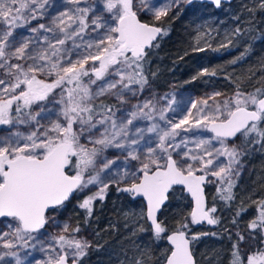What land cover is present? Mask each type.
I'll return each instance as SVG.
<instances>
[{
    "label": "snow or ice",
    "instance_id": "snow-or-ice-1",
    "mask_svg": "<svg viewBox=\"0 0 264 264\" xmlns=\"http://www.w3.org/2000/svg\"><path fill=\"white\" fill-rule=\"evenodd\" d=\"M66 2L73 7L60 11L50 26L39 24L30 29L37 35L18 40L15 29L42 18L49 0H0V126L9 129L0 136V218H9L12 229L0 232V249L6 250L0 252V264H25L17 249L35 247L34 234L48 223V210L90 186L98 190L80 204L88 218L93 202L103 200L112 183H124L119 191L146 201V219L159 239L167 227L157 213L173 186L182 185L194 202L191 223L216 225V207L205 204L207 176L218 178L220 198L231 201L233 165L240 155L235 139L264 144L261 88L250 93L237 89L222 101L216 100L221 93H215L193 102L196 114L189 110L178 122L167 115L176 111L174 99L166 107L152 99L119 107L144 92L150 50L159 47L154 43L158 36L167 34L156 24L142 22L138 12L161 21L180 0L163 6L148 0H102L107 16L96 14L88 0ZM212 2L219 7L221 0ZM231 43L229 39L220 47ZM200 74L216 75L207 69ZM141 121L149 123L141 126ZM191 129L212 136L176 142L178 130ZM109 148L120 149L138 166L131 173L113 175L115 160L104 156ZM257 212L248 227L253 239L261 237L260 244L242 255L239 242L244 236L238 233L230 264H264V201ZM187 228L184 223L167 236L172 247L163 264H195ZM78 232V226L64 224L53 237L54 246L41 248L48 258L35 264H79L90 244L77 237ZM134 264L144 261L136 259Z\"/></svg>",
    "mask_w": 264,
    "mask_h": 264
},
{
    "label": "trees",
    "instance_id": "trees-1",
    "mask_svg": "<svg viewBox=\"0 0 264 264\" xmlns=\"http://www.w3.org/2000/svg\"><path fill=\"white\" fill-rule=\"evenodd\" d=\"M261 4L262 0H233L214 8L193 0L178 12L168 14L159 22L167 34L155 42L159 47L150 50L145 64L148 82L161 89L172 82L193 92L213 87L224 94L237 89L249 93L262 89L264 7ZM209 18L215 19L214 24L223 21L219 29L224 26L233 29L232 43L228 47H220L223 44L221 37L206 45L194 44V28ZM198 48L205 50L198 51ZM234 60L236 63H232ZM203 69L214 71L216 75H201ZM234 143L239 148L247 146L240 155L250 161V170L240 183L252 184L253 189L261 190L264 188V144L248 142L243 137L236 138ZM81 202L82 197L75 193L69 201L54 209L68 211L76 227L88 230L92 236L87 255L79 264H134L136 259H142L144 264H163L169 252L165 235L184 223L188 224L184 229L187 235L194 233L197 237L193 245L195 257L198 252H203L204 256L210 254L212 260L220 264H230L238 233L244 236L239 242L242 255L259 245L261 240L259 235L253 239L248 227L253 215H242L237 219L240 207L235 210L229 202L224 203L227 211L219 208L218 226L213 229L194 227L190 220L191 203L178 188L169 192L160 213L159 221L166 225L167 231L159 239L145 221L141 200L119 191L118 187H109L103 200L93 202L90 218L80 207Z\"/></svg>",
    "mask_w": 264,
    "mask_h": 264
},
{
    "label": "rangeland",
    "instance_id": "rangeland-1",
    "mask_svg": "<svg viewBox=\"0 0 264 264\" xmlns=\"http://www.w3.org/2000/svg\"><path fill=\"white\" fill-rule=\"evenodd\" d=\"M193 1V0H191ZM89 4L96 10V14H102L107 16L108 13L103 11V2L102 0H88ZM135 3L138 4V0H135ZM150 4H159L163 6L164 4L171 3V0H148ZM188 0H180L179 6L173 5L169 14L172 12H178L184 5H186ZM73 6L68 4L66 0H49V4L45 7L44 15L42 18L31 20L30 23L25 24L22 27H18L14 31V36L18 40H22L25 37H33L37 35V33H33L30 31L33 27H38L39 24H45L46 26H50L51 19L58 15L60 11L70 9ZM139 17L144 18L148 22L152 24L159 25L160 21H155L152 18L151 13H146L145 11L138 12ZM91 18V17H90ZM163 19V18H162ZM214 18L206 19L204 22L199 23L194 28V44L195 45H206L209 44L213 39H217L219 37L222 38V43L225 44L230 39V36L233 34V29L229 26H224L223 28H218V26L223 23V21H219L215 23ZM160 26V25H159ZM42 31V30H41ZM50 35V34H49ZM95 35V33H93ZM87 39V37H86ZM236 91L231 94H224L221 91L217 90L213 87H206L205 89L199 92H193L191 90H184L179 88L176 84L169 82L166 88H158L156 86L151 85L149 82L145 86L144 92L138 97H134L131 99V103L127 105H119L121 108H129L131 104H135L144 99H152L154 101H158V107H166L169 103V100L174 99L175 104L172 105L176 109L175 112L169 111L167 115L172 117L175 121H179L182 116L186 115L189 110L192 111L193 115L196 114V109L191 108V104L193 102L202 101L207 99L208 97L214 95L215 93H221L220 96L216 97L217 101H222L225 98L233 96ZM213 103L212 100H209V105ZM202 105L198 104L197 107H201ZM207 110V109H206ZM141 126H146L149 122L141 121L139 122ZM187 127V126H186ZM21 131H25L23 126H20ZM7 126H0V136H5L8 134ZM180 131V136L177 137L176 142L179 143L181 137L188 138L189 140L201 138L208 139L211 136L207 133V131L201 132L198 129H191L188 132ZM147 139V136L145 137ZM229 146H232L233 141H228ZM193 145L189 144V147ZM219 147V145H216ZM239 153L241 152L240 148L235 144ZM104 156L108 159L115 160V164L112 166L113 169L117 170L113 173V175L120 174L122 175L125 170L130 173L135 170V166H138V161L126 160L125 154L122 153L120 149L109 148ZM173 157L177 158L176 152L173 151ZM220 160H224V157H220ZM249 159H245L239 155V163L233 165V172L231 179H242L250 170ZM212 179L218 180L217 177L210 176ZM218 182H220L218 180ZM126 183V182H125ZM124 183L117 185L116 183H112L110 187H123ZM97 186H90L88 189H85L83 192H77L79 196L82 197L83 200L88 196L92 195L95 191H97ZM81 202V203H82ZM49 215L48 223L45 225L43 229L40 230V233L34 234L37 239L32 241V244L35 247H29L27 249L20 248L17 249L20 257L24 260L25 264H35V260H46L48 258L49 253L46 251H41V248L47 249L50 245L54 246L53 237L60 234V231L64 224H68L70 227H76L74 221L69 215L68 211L65 210H53ZM9 218H4L0 220V232H11L12 229L9 227L10 224ZM77 237L86 240L89 242L90 246L92 244V236L90 232L86 229L80 228V232L76 233ZM89 249V248H88ZM6 251L5 249H0V252ZM55 255V253H51ZM8 259V258H6ZM197 260L199 264H220L219 261L216 262L212 260L211 255L208 254L206 256L203 255V252L197 253ZM71 262V261H70ZM14 264V262H13Z\"/></svg>",
    "mask_w": 264,
    "mask_h": 264
},
{
    "label": "flooded vegetation",
    "instance_id": "flooded-vegetation-1",
    "mask_svg": "<svg viewBox=\"0 0 264 264\" xmlns=\"http://www.w3.org/2000/svg\"><path fill=\"white\" fill-rule=\"evenodd\" d=\"M223 4V3H222ZM230 141V140H229ZM246 145L242 146L240 148V150H246ZM246 176V175H245ZM245 176L243 178H245ZM242 178V179H243ZM242 179H232L234 187L232 188V193H233V199L231 201H228L236 210L238 207H240V212H239V216L237 217L240 218V216L242 215H247V214H251L253 215V219L256 218V216L258 215L257 212V205L259 202L264 201V188H260L259 189H253L252 186L254 185H250L248 183H240V181ZM239 181V182H237ZM220 186V182H218V180L216 179H212V177L207 176V182L205 184V197H206V202H207V208H211L213 206L216 207V212L212 213V215L216 218L221 219L219 217L220 214V210L219 208L223 209L224 211H227L226 206H224L225 201L222 200L220 198V195L218 194V187ZM220 206V207H218ZM224 206V207H223ZM255 207V210L253 211V208ZM252 219V220H253ZM220 222V221H219ZM219 222L214 225L213 228H215V226H218ZM193 225V224H192ZM194 227H206L208 229H213V228H209L205 225H200V226H195ZM192 236L196 237V234L191 233L190 235H188V238L190 239V245H191V251L192 254L195 258L196 264H199L198 260H197V256L195 257L194 252H193V245H194V239H191ZM71 263V262H69Z\"/></svg>",
    "mask_w": 264,
    "mask_h": 264
},
{
    "label": "water",
    "instance_id": "water-1",
    "mask_svg": "<svg viewBox=\"0 0 264 264\" xmlns=\"http://www.w3.org/2000/svg\"><path fill=\"white\" fill-rule=\"evenodd\" d=\"M200 3H203V4H206V5H210V6H212V7H214V8H217V6H216V4H214L213 2H212V0H198ZM231 1H233V0H221V3H220V5L222 4V3H229V2H231ZM160 38V36H158L157 37V40ZM155 43V42H154ZM262 89H264V85H263V87H262ZM210 136H212V134L211 133H209V132H207ZM206 182H207V178H206ZM206 182H205V184H206ZM205 184L203 185V188H204V195H205ZM174 188H178V189H181L182 191H183V193H184V195L188 198V200L190 201V203H191V210H192V208L194 207V202L192 201V199H191V196H190V194L187 192V190L182 186V185H174L173 186V188L172 189H174ZM171 189V190H172ZM170 190V191H171ZM169 191V192H170ZM75 193H73V195H74ZM169 194V193H168ZM72 195V196H73ZM72 196L69 198V200L72 198ZM133 197V196H132ZM134 199H138V200H141V202H142V204H143V206H144V217H145V221H146V223L148 224V226L150 227V229L152 230V227H151V222L149 221V220H147L146 219V201H144L143 200V198L142 197H133ZM69 200H67V201H69ZM67 201H65V203L67 202ZM167 202V201H166ZM165 202V203H166ZM64 203V204H65ZM165 203H164V205H165ZM205 204H206V207H207V202H206V197H205ZM164 205H162V207H161V209H160V211L157 213V218H158V220H159V216H160V213H161V211H162V208L164 207ZM60 207V206H59ZM58 208V207H57ZM56 209V208H55ZM52 210H54V209H49L48 210V213L50 212V211H52ZM191 210H190V212H191ZM1 219H4V218H0V220ZM7 219V218H6ZM190 220H191V218H190ZM193 224V223H192ZM193 225H195V226H200V225H205V226H207V227H209V228H213L214 227V225H209V224H207V222L205 221V222H202V223H200V224H193ZM153 231V230H152ZM173 232V231H172ZM172 232H170V233H168V234H166L165 235V237H164V239H165V242H166V244H167V246L169 247V250L171 249V244L169 243V241H168V239H167V236L168 235H170ZM190 249H191V245H190ZM193 258H194V256H193ZM194 261H195V258H194ZM69 264H71V263H69ZM195 264H196V261H195Z\"/></svg>",
    "mask_w": 264,
    "mask_h": 264
}]
</instances>
